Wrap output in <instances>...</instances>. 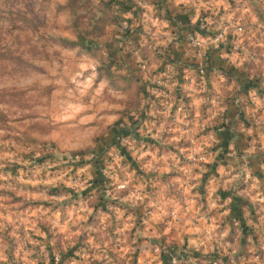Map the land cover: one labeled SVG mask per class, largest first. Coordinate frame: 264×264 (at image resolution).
I'll use <instances>...</instances> for the list:
<instances>
[{
	"label": "rangeland",
	"instance_id": "1",
	"mask_svg": "<svg viewBox=\"0 0 264 264\" xmlns=\"http://www.w3.org/2000/svg\"><path fill=\"white\" fill-rule=\"evenodd\" d=\"M197 3L193 13L212 20L230 12ZM138 8L124 16L118 0H0V264H144L155 251L149 224L169 219L149 212L144 193L173 208L168 195L179 200L187 183L196 189L197 180L183 179H195L213 154L215 127L233 123L230 105L235 124L264 141V85L243 93L227 73L218 89L207 59L180 76L165 33ZM220 22L209 38L190 35L191 44L232 46L231 21ZM238 29L244 44L246 27ZM255 46L252 83L264 79V47ZM156 77L165 83L154 92ZM261 157L246 166L224 160L222 172L238 174L233 190L223 180L219 187L264 222Z\"/></svg>",
	"mask_w": 264,
	"mask_h": 264
},
{
	"label": "crops",
	"instance_id": "2",
	"mask_svg": "<svg viewBox=\"0 0 264 264\" xmlns=\"http://www.w3.org/2000/svg\"><path fill=\"white\" fill-rule=\"evenodd\" d=\"M200 1L150 0L149 3L140 4L139 0H136L134 4H137V8L141 7L138 9L143 14V20L152 23L155 33L159 30L165 33V36L161 37L162 42L169 40L168 50L171 57L178 61L174 67L181 69L180 76L199 64L203 65V59H207L209 67L212 68L209 70L210 78L218 89L229 73L234 78V81L230 80L232 87L238 86V78L244 85L243 93L253 94L252 85L256 83L264 85V79L260 78L258 82L255 79L253 83L251 82L253 76L248 71L251 60L247 57V53L251 51L253 44L261 47L263 51L264 0H212L219 9L222 5L225 8L226 5L230 6V12L220 16V19L210 18L214 22L213 28L205 23L210 21L208 13H205L206 17L204 14L193 13L192 5H199L197 2ZM137 8L136 5L133 6V10H127L124 16L137 15ZM223 18H228L232 23L231 33L228 34L229 43L233 41L232 46L191 44L190 35L198 34L209 38ZM239 25L246 27L247 41L244 44L238 40L241 34ZM198 51L200 55H197ZM230 75L227 77L230 78ZM259 94L260 98L264 99V92L259 91ZM227 115L233 123L226 127L219 125L215 127L216 139L213 143L215 150L203 165L202 171L195 174V179L182 178L190 183L197 180V184L194 183L196 189H192L193 184L187 183L179 200L172 199L174 197L168 195L169 201L175 205L173 208H166L165 204L162 201L158 202L155 196L144 193L151 214L169 217L164 222V227L155 226V221L149 224L152 229L149 238L154 239L150 241L155 251L150 250L146 257H142V260H145L144 264H173L171 254L178 256L179 262L176 264H210L211 257L220 258V264H264V222L257 220L253 208L239 207L236 203L238 194L234 192L227 194V190L219 187L220 181L223 180L225 181L223 187H230L229 190H233L234 183L231 181L238 174L234 171L222 172L224 160L246 166L252 161L253 156L260 152L262 157L258 162H261L264 169V141L259 143L256 138H251L253 133L251 126L241 127L235 124L231 105ZM262 136L264 137V131ZM222 149L229 151V157H221ZM213 181L217 183L210 185L209 182L213 183ZM227 181L230 186H227ZM140 234L139 229L138 241L141 240ZM158 236L164 237L168 244L165 247H169L168 250L167 248L162 250L158 244L159 240L156 239ZM22 258L26 259L27 256ZM138 261L141 259L139 258Z\"/></svg>",
	"mask_w": 264,
	"mask_h": 264
},
{
	"label": "built area",
	"instance_id": "3",
	"mask_svg": "<svg viewBox=\"0 0 264 264\" xmlns=\"http://www.w3.org/2000/svg\"><path fill=\"white\" fill-rule=\"evenodd\" d=\"M118 1L120 2V1H123V0H118ZM149 1H150V0H141V1H139V2H140V4H146V3H149ZM117 4H118V3H117ZM121 13L124 14L123 11H121ZM124 24H125L127 27L129 26L128 22H126V21H124ZM225 35H226V31H225V30H223V29H222V30H219V31L216 33V35L214 36V41L217 42V41L222 40V39L225 37ZM192 37H194V36H191V39L193 40L194 38H192ZM193 42H194V43H198L197 40H194ZM164 66L167 67V68L171 71L172 66H171V64H170L169 62L166 61V62L164 63ZM142 67H143L144 69H147V68H148V66H147L145 63H143ZM199 68H200L201 72H204V69H203L202 66H199ZM168 76L170 77V72H168ZM150 80H151V82H152V85L155 86V88H154V92H157V91H158V86H161L162 84L165 83V81H164L163 78H158V77H156V78H150ZM166 95H168V94H166ZM205 159H206L205 156H201V158H200V160H205ZM170 257H171V262H172L173 264H176L177 262H179V258H178V256H177L176 254H171ZM54 258H55V261H59V256H56V255H55ZM210 264H220V258L213 257V259L210 260Z\"/></svg>",
	"mask_w": 264,
	"mask_h": 264
},
{
	"label": "trees",
	"instance_id": "4",
	"mask_svg": "<svg viewBox=\"0 0 264 264\" xmlns=\"http://www.w3.org/2000/svg\"><path fill=\"white\" fill-rule=\"evenodd\" d=\"M119 4L124 10H128L127 7H130L131 5H128L124 0L120 1Z\"/></svg>",
	"mask_w": 264,
	"mask_h": 264
}]
</instances>
